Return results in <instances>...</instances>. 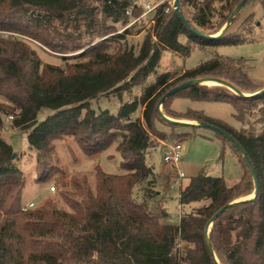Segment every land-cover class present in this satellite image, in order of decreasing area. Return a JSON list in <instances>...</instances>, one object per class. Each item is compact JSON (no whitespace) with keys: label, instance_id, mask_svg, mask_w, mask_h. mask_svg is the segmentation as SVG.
Segmentation results:
<instances>
[{"label":"trees","instance_id":"16d2710c","mask_svg":"<svg viewBox=\"0 0 264 264\" xmlns=\"http://www.w3.org/2000/svg\"><path fill=\"white\" fill-rule=\"evenodd\" d=\"M240 1L179 3L192 27L215 35ZM253 1L245 3L221 35L204 37L190 30L165 0L155 10L152 30L136 53L124 42L128 35L140 32L137 25L146 22L139 18L141 5L133 8L132 15L126 13L134 0H0V30L20 34L0 35V94L18 111L14 124L36 152V181L44 182L62 172L52 142L64 136L73 137L89 156L119 139L117 149L124 170L120 175L110 174L97 166L95 192L86 176L74 178L77 191L63 194L71 211L50 202L23 210L26 176L13 157V146L2 136L3 116L9 114V108L0 104V264H264V130L253 133L255 123H264V92L257 93L264 84L250 78L243 59L221 56L176 77L169 72L157 74L163 49L188 56L197 45L243 42L247 31L243 24L254 20V13L242 15ZM108 21L120 23L123 32L97 41L116 31L107 26ZM28 40L59 53L82 50L77 56L81 59L66 67L43 63ZM201 77L227 80L248 94L218 85L192 84L167 98L163 113L225 130L242 150L216 131L223 142L222 154L229 144L242 175L229 185L224 176L201 169L180 188V203L193 209L174 223L166 208L156 210L150 205L157 191L146 181L155 171L145 157L150 148L157 147L152 136L160 133L158 124L173 131L203 127L168 121L158 109L168 90ZM138 85L141 93L124 101L116 112L96 111L90 104L106 93H131ZM178 96L229 102L243 126L236 129L200 110L176 111L172 101ZM140 108L142 115L133 118ZM46 109L52 112L39 119ZM243 151L252 162L258 184L256 196L247 200L239 198L253 193L255 182ZM137 188L145 190L141 200ZM227 205L209 227L216 212Z\"/></svg>","mask_w":264,"mask_h":264},{"label":"rangeland","instance_id":"374dc122","mask_svg":"<svg viewBox=\"0 0 264 264\" xmlns=\"http://www.w3.org/2000/svg\"><path fill=\"white\" fill-rule=\"evenodd\" d=\"M137 1L140 4L147 0ZM168 1L175 2V0ZM251 12L254 13V20H248L243 24L244 26L242 28L247 30L244 33L245 40L243 42L233 45H207L205 47L197 45L193 47L188 56H181L179 53L168 48L163 49L157 67V74L169 72L172 76L176 77L184 70L195 68L201 63L221 56L235 60L243 59L246 63V69L250 78L256 83L264 84V2L261 0H254L251 5L245 7L242 17ZM153 14L154 12L152 11L142 17L143 19H146L145 24H139L135 28L136 30L140 29V32L128 35L124 40L128 47L134 48L136 53H138L146 34L152 30L151 18ZM219 20V17L215 19V24H217ZM111 25L116 31L101 37L97 41L108 38L111 35L122 33L124 30L120 23L108 21L107 26ZM112 29L113 28H109V31ZM2 31L3 30H0V32ZM219 32L217 34H219ZM10 34L20 36V34L14 32H9V35ZM28 41L37 51L43 63L49 62L66 67L68 64L71 65L81 59L77 56L82 50L59 53L51 50L38 41ZM152 78L153 77H151L150 80ZM205 85L226 87L215 82L207 83ZM226 88L233 91L228 87ZM141 89L142 86L138 85L133 88L131 93L125 92L121 95L106 93L91 100L90 104L96 111H99L100 109H110L111 111L116 112L124 101L130 99L133 95H139ZM0 104L9 108V114L3 116L4 124L2 136L4 140L13 146L16 153V162L26 176V185L23 190L21 201L22 207L29 203L30 200H33L36 203L34 208L42 207L45 203L50 202L60 209L71 211L63 194L71 192L75 193L77 191V188L73 184L74 178H82L86 176L91 189L95 192L97 166L110 174L120 175L124 173L121 166L122 156L117 149L119 139L114 141L101 153L89 156L81 150L73 137L64 136L63 138L56 139L52 142L54 145V157L58 159L62 172L56 173L52 178L44 182H37L35 179L36 152L29 148L26 134L21 132L20 128L14 124V117L18 111H13V105H11L8 100H5L1 94ZM172 108L179 112L200 110L205 112L208 116L223 120L236 129H240L243 126V124L234 117L235 110L233 105L229 102L194 100L188 97L178 96L173 99ZM160 109L163 112V105ZM51 112L52 111L48 109L44 110L43 113L40 114L39 119H43L45 115ZM11 115L14 117L12 118ZM141 115L142 108L133 115V118ZM157 128L160 133L158 132L157 135L155 134L152 136L153 142L157 144V147L150 148L145 157L146 163L153 167L155 174L153 177H150V180L146 181V184L150 182L149 186L157 191V194L150 201V205L156 210L160 209V206L166 208L170 214V220L172 222L177 223L183 212L193 209L192 206H183L180 203V188L201 169L204 168L209 175L224 176L229 185L240 180V166L232 154L230 145H226V149L222 154L223 142L214 129L204 126L198 129L184 126L178 127L173 131L171 127L162 124H158ZM262 130H264V123H255L253 133L257 134ZM173 132L176 134H173ZM187 132L190 134L183 135V133ZM161 136L165 137L161 138ZM175 142H181L183 146L180 167L167 163L163 159L165 152L169 150V146ZM180 170L184 172V177H179ZM61 178L64 179L61 180ZM62 182H67V185H62ZM52 185L56 186L55 191H51L50 187ZM136 191L138 198L141 200L145 190L137 188ZM253 193L244 195L239 199H249L252 197L250 195ZM200 204L201 203L197 205Z\"/></svg>","mask_w":264,"mask_h":264},{"label":"water","instance_id":"95a60500","mask_svg":"<svg viewBox=\"0 0 264 264\" xmlns=\"http://www.w3.org/2000/svg\"><path fill=\"white\" fill-rule=\"evenodd\" d=\"M247 1H248V0H241V1L239 2V4H238V5L236 6V8L234 9V11H233V13H232L230 19L228 20V22L225 24V26L221 29V31H220L219 34H217V35L206 34V33L202 32V31L197 30V29H195L194 27H192V26L190 25V23L188 22V20L186 19V17H185V16L182 14V12L180 11V3H179V0H175V9L177 10V13H178L180 19H181V20H182V21L188 26V28H189L190 30H192L193 32H195V33H197V34H199V35H202V36H204V37H216V36H218V35H221V34L227 29V27L231 24L232 20L237 16V14L240 12V10L242 9V7L245 5V3H246ZM209 80H210V81H214L215 83H218V84L224 85V86H226V87L232 89V90H233L235 93H237V94H240V95H243V96L247 95L246 93L240 91L237 87H235L233 84H231V83H230L229 81H227V80H224V79H221V78H216V77H201V78H198V79L193 80V81H189V82H185V83L179 84V85H177V86H174V87L171 88L170 90H168V91L163 95V97L161 98V100H160V102H159L158 109H159L160 113L162 114V116H163L165 119H167L168 121H171V122H174V123H182V124H187V123H188V124H196V125H202V126H207V127H209V128H212V129H214L215 131H218V132L222 133L223 135L227 136L229 139H231V140L233 141V143H234V144H235L240 150H242L240 144L237 143V142L232 138L231 135H229L225 130L221 129L220 127L215 126V125H212V124H206V123H203V122L192 123V122H185V121L178 120V119H173V118L170 119V118H168V116L165 115V114L162 112V110L160 109V107L162 106L163 102H164L167 98H169L171 95L175 94L177 91H179V90H181V89H183V88H186V87H188L189 85H192V84H207V83H208L207 81H209ZM261 92H264V89L261 90V91H259V92H257V93H261ZM257 93H256V94H257ZM15 156H16V153L13 154V157H15ZM243 156L245 157V159H246V161H247V164H248L250 170L252 171V174H253V177H254V182H255V190H254V193H253L254 195H253L251 198H249V199H252V198H254V197L256 196V194H257L258 184H257V180H256V177H255V173H254V169H253V166H252V162H251V160L249 159L248 155H247L244 151H243ZM244 200H247V199H244ZM233 203H234V202H233ZM233 203H231V204H233ZM231 204H229V205H231ZM229 205H227V206L221 208L219 211L216 212V214L213 216L211 222L209 223V227H211V225H212V221H213L215 218H217L219 215H221V214L227 209V207H228ZM207 233H208V232H207ZM210 248H211L212 253H213L214 256H215V260H216L217 262H219V261H218V258H217V256H216V254H215V252H214V250L212 249L211 246H210Z\"/></svg>","mask_w":264,"mask_h":264},{"label":"built area","instance_id":"2783aa9c","mask_svg":"<svg viewBox=\"0 0 264 264\" xmlns=\"http://www.w3.org/2000/svg\"><path fill=\"white\" fill-rule=\"evenodd\" d=\"M164 1L165 0H157V1L147 0V1L139 4V2L137 0H134V3L131 6L127 7L126 13L128 15H132L133 8L136 5H141L143 7V12H142V14L140 15L139 18H142L146 14H148L149 12H152V11L155 12V10L157 9V7L160 4H162ZM169 3H170V5L173 8H175V2H170L169 1ZM135 21H136V19L133 20L130 24H132ZM0 33L4 37L9 36V32L2 31ZM13 117L14 116H12V118ZM182 150H183V146H182V143L181 142H175V143L171 144L169 146V150L167 152H165V154H164V158H163L164 161L167 162V163H171L174 166H179L180 167V164L182 162ZM184 176H185L184 172L180 170L179 177H184ZM50 189H51V191H55L56 190V186L55 185H52L50 187ZM35 205H36V203L32 200L29 203H27L26 205H24L22 208H23V210H28V209L34 208Z\"/></svg>","mask_w":264,"mask_h":264},{"label":"crops","instance_id":"0c3cea01","mask_svg":"<svg viewBox=\"0 0 264 264\" xmlns=\"http://www.w3.org/2000/svg\"><path fill=\"white\" fill-rule=\"evenodd\" d=\"M179 120H182V121H185V122H192V123H197L196 121H194V120H190V119H179ZM236 158V157H235ZM236 160H237V158H236ZM238 161V160H237ZM239 163V162H238ZM180 166H181V164H180ZM239 166H240V164H239ZM240 172H241V175H242V171H241V167H240ZM241 178V177H240ZM30 201H32V200H30Z\"/></svg>","mask_w":264,"mask_h":264},{"label":"bare ground","instance_id":"6f19581e","mask_svg":"<svg viewBox=\"0 0 264 264\" xmlns=\"http://www.w3.org/2000/svg\"><path fill=\"white\" fill-rule=\"evenodd\" d=\"M207 82H208V83H211V82L214 83V81H210V80L207 81ZM168 118L172 119L171 117H168ZM253 195H254V194H252V195H250V196H253Z\"/></svg>","mask_w":264,"mask_h":264}]
</instances>
